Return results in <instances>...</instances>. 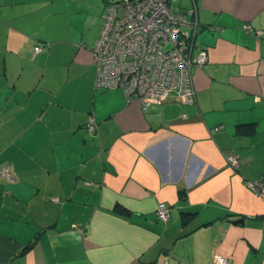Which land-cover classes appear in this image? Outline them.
Masks as SVG:
<instances>
[{"label":"crops","instance_id":"obj_1","mask_svg":"<svg viewBox=\"0 0 264 264\" xmlns=\"http://www.w3.org/2000/svg\"><path fill=\"white\" fill-rule=\"evenodd\" d=\"M68 1L0 0V264H264V0H178L208 62L194 103L146 108L96 88Z\"/></svg>","mask_w":264,"mask_h":264},{"label":"built area","instance_id":"obj_2","mask_svg":"<svg viewBox=\"0 0 264 264\" xmlns=\"http://www.w3.org/2000/svg\"><path fill=\"white\" fill-rule=\"evenodd\" d=\"M199 28L194 10L175 11L170 0H108L104 22L92 49L97 65L96 88H121L127 102L139 98L144 108L165 102L171 96L183 104L194 103L192 68L208 62L207 49L197 47ZM244 28L261 35L260 30L254 31L248 23ZM43 50V45H37L34 53ZM87 128L94 133L97 123L91 119ZM227 160L232 167L239 164L234 153H229ZM0 175L10 177L9 166L3 167ZM247 185L264 194L262 179L247 181ZM156 215L167 221L168 204L160 202ZM213 263L232 264V261L215 255Z\"/></svg>","mask_w":264,"mask_h":264},{"label":"rangeland","instance_id":"obj_3","mask_svg":"<svg viewBox=\"0 0 264 264\" xmlns=\"http://www.w3.org/2000/svg\"><path fill=\"white\" fill-rule=\"evenodd\" d=\"M74 1H76L80 6H82L83 9H82V14L80 16H82L83 19L81 21L83 23H86L85 25H89L90 23L92 24L90 30L92 33L98 30V27L102 28L104 22V15L106 11V3L108 0H74ZM185 1L186 0H183V2ZM67 2H68L66 4L67 8L68 7L72 8V6H70L72 2H69L68 0ZM171 3L174 7L176 6L178 8L180 6L178 0H172ZM181 5L184 6V3H182ZM74 10L75 7L73 8L72 11ZM81 21L79 22V24H81Z\"/></svg>","mask_w":264,"mask_h":264},{"label":"trees","instance_id":"obj_4","mask_svg":"<svg viewBox=\"0 0 264 264\" xmlns=\"http://www.w3.org/2000/svg\"><path fill=\"white\" fill-rule=\"evenodd\" d=\"M117 211H119V212H125V210H123V209H121V208H117ZM188 212H183V217L185 216H188ZM184 223H186V218L184 219Z\"/></svg>","mask_w":264,"mask_h":264},{"label":"water","instance_id":"obj_5","mask_svg":"<svg viewBox=\"0 0 264 264\" xmlns=\"http://www.w3.org/2000/svg\"><path fill=\"white\" fill-rule=\"evenodd\" d=\"M242 221V220H241Z\"/></svg>","mask_w":264,"mask_h":264}]
</instances>
